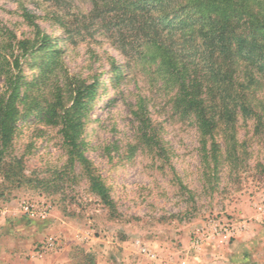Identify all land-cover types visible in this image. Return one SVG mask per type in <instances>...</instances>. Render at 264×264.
I'll use <instances>...</instances> for the list:
<instances>
[{"label":"rangeland","instance_id":"obj_1","mask_svg":"<svg viewBox=\"0 0 264 264\" xmlns=\"http://www.w3.org/2000/svg\"><path fill=\"white\" fill-rule=\"evenodd\" d=\"M90 8V0H0V42L33 39L37 25L61 49L54 69L61 82H98L83 118L82 156L114 206L90 190L78 159L69 169L59 125L41 122L36 111L20 116L9 155L24 175L53 181L0 175V264H264V133L256 119L236 116V170L225 159L222 129L220 162L206 167L196 123L174 110V90L150 73L153 66L129 61L98 24L78 32L75 17ZM44 57L21 56L17 69L20 94L42 104L55 79L39 64ZM140 99L159 146L141 136Z\"/></svg>","mask_w":264,"mask_h":264},{"label":"trees","instance_id":"obj_2","mask_svg":"<svg viewBox=\"0 0 264 264\" xmlns=\"http://www.w3.org/2000/svg\"><path fill=\"white\" fill-rule=\"evenodd\" d=\"M90 1L89 11L75 17L78 32L98 24L129 61L152 65L150 73L174 90V110L196 123L206 167L216 168L220 162L222 150L215 134L222 129L225 159L236 170L241 163L233 130L237 114L255 118L256 132L264 133V100L256 94L258 87L264 86V0ZM24 16L30 19L27 13ZM63 27L66 38L73 40L69 28L65 24ZM34 33L33 39L5 38L0 42V175L17 183L53 181L24 175L21 160L9 155L18 118L36 111L41 122L60 126L68 147L69 169L78 159L90 190L113 208L101 176L82 156L83 118L98 82L87 84L76 78L74 82H61L54 72L61 49L52 45L50 36L40 32L37 25ZM37 52L45 56L41 67L55 77L52 98L44 104L26 92L20 94L25 83L17 70L20 57ZM64 93L69 96L64 98ZM134 113L142 138L159 146L142 99Z\"/></svg>","mask_w":264,"mask_h":264},{"label":"built area","instance_id":"obj_3","mask_svg":"<svg viewBox=\"0 0 264 264\" xmlns=\"http://www.w3.org/2000/svg\"><path fill=\"white\" fill-rule=\"evenodd\" d=\"M161 264H170V263L167 261H162Z\"/></svg>","mask_w":264,"mask_h":264}]
</instances>
